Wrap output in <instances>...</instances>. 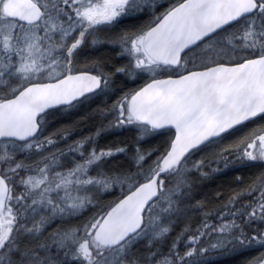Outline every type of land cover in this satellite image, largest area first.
Instances as JSON below:
<instances>
[{"label": "snow or ice", "instance_id": "6c2138e0", "mask_svg": "<svg viewBox=\"0 0 264 264\" xmlns=\"http://www.w3.org/2000/svg\"><path fill=\"white\" fill-rule=\"evenodd\" d=\"M0 264H264V0H0Z\"/></svg>", "mask_w": 264, "mask_h": 264}]
</instances>
